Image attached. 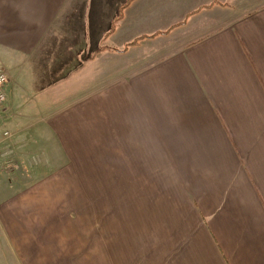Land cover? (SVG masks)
<instances>
[{
	"label": "crops",
	"instance_id": "crops-1",
	"mask_svg": "<svg viewBox=\"0 0 264 264\" xmlns=\"http://www.w3.org/2000/svg\"><path fill=\"white\" fill-rule=\"evenodd\" d=\"M0 66V141L93 139L94 264H264V0H0Z\"/></svg>",
	"mask_w": 264,
	"mask_h": 264
},
{
	"label": "rangeland",
	"instance_id": "rangeland-1",
	"mask_svg": "<svg viewBox=\"0 0 264 264\" xmlns=\"http://www.w3.org/2000/svg\"><path fill=\"white\" fill-rule=\"evenodd\" d=\"M67 93L54 92L55 104ZM15 115V136L0 141V264H94L93 139L78 160L64 141L29 133L21 112L7 120Z\"/></svg>",
	"mask_w": 264,
	"mask_h": 264
},
{
	"label": "built area",
	"instance_id": "built-area-1",
	"mask_svg": "<svg viewBox=\"0 0 264 264\" xmlns=\"http://www.w3.org/2000/svg\"><path fill=\"white\" fill-rule=\"evenodd\" d=\"M8 83V74L6 70L0 66V105L7 99L6 86Z\"/></svg>",
	"mask_w": 264,
	"mask_h": 264
},
{
	"label": "trees",
	"instance_id": "trees-1",
	"mask_svg": "<svg viewBox=\"0 0 264 264\" xmlns=\"http://www.w3.org/2000/svg\"><path fill=\"white\" fill-rule=\"evenodd\" d=\"M165 33H167V31H166ZM156 35H157V34L138 37L136 40H134V41L128 43V44L126 45V48H127L128 46H130V45H136V44H139V41H140L141 39L145 38V37H154V36H156ZM126 48H125V49H126Z\"/></svg>",
	"mask_w": 264,
	"mask_h": 264
}]
</instances>
